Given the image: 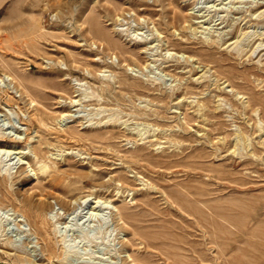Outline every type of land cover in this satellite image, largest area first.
Returning <instances> with one entry per match:
<instances>
[{
  "label": "rangeland",
  "instance_id": "1",
  "mask_svg": "<svg viewBox=\"0 0 264 264\" xmlns=\"http://www.w3.org/2000/svg\"><path fill=\"white\" fill-rule=\"evenodd\" d=\"M0 264H264V0H0Z\"/></svg>",
  "mask_w": 264,
  "mask_h": 264
},
{
  "label": "bare ground",
  "instance_id": "2",
  "mask_svg": "<svg viewBox=\"0 0 264 264\" xmlns=\"http://www.w3.org/2000/svg\"><path fill=\"white\" fill-rule=\"evenodd\" d=\"M136 57V56H135ZM136 60V59H135ZM227 81V80H226ZM228 82V81H227ZM229 85H230V83H229ZM26 89V88H25ZM130 90H132V89H130ZM245 96V95H244ZM259 108V107H258ZM34 118V117H33ZM41 119V118H40ZM39 123V122H38ZM42 126V125H41ZM51 127V126H50ZM45 128V127H44ZM47 128V127H46ZM50 130V129H49ZM242 133V132H241ZM175 139V138H174ZM6 148V147H5ZM16 153H20V152H16ZM47 169H48V167H46ZM178 208V207H177ZM180 210V209H179ZM121 219V218H120ZM63 256V255H62Z\"/></svg>",
  "mask_w": 264,
  "mask_h": 264
}]
</instances>
